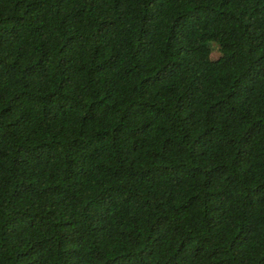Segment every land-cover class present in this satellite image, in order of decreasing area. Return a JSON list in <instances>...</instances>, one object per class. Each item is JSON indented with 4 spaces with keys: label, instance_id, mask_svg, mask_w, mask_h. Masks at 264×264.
<instances>
[{
    "label": "trees",
    "instance_id": "trees-1",
    "mask_svg": "<svg viewBox=\"0 0 264 264\" xmlns=\"http://www.w3.org/2000/svg\"><path fill=\"white\" fill-rule=\"evenodd\" d=\"M0 264H264V0H0Z\"/></svg>",
    "mask_w": 264,
    "mask_h": 264
},
{
    "label": "rangeland",
    "instance_id": "rangeland-1",
    "mask_svg": "<svg viewBox=\"0 0 264 264\" xmlns=\"http://www.w3.org/2000/svg\"><path fill=\"white\" fill-rule=\"evenodd\" d=\"M203 57L206 58L207 60L217 59L218 57L217 48L213 45L207 46V48L203 50Z\"/></svg>",
    "mask_w": 264,
    "mask_h": 264
}]
</instances>
